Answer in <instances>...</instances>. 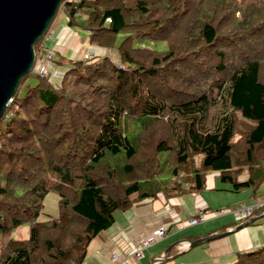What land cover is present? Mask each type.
<instances>
[{"label":"trees","instance_id":"1","mask_svg":"<svg viewBox=\"0 0 264 264\" xmlns=\"http://www.w3.org/2000/svg\"><path fill=\"white\" fill-rule=\"evenodd\" d=\"M148 1L60 5L69 28L116 57L56 60L59 84L20 80L0 119V264H83L117 212L170 188L199 192L209 174L235 193L264 184V0ZM152 41L167 49L142 46ZM186 56L188 75L169 82L165 65ZM51 192L58 217L38 222ZM23 225L28 238L12 240ZM233 264H264V248Z\"/></svg>","mask_w":264,"mask_h":264},{"label":"crops","instance_id":"2","mask_svg":"<svg viewBox=\"0 0 264 264\" xmlns=\"http://www.w3.org/2000/svg\"><path fill=\"white\" fill-rule=\"evenodd\" d=\"M79 34V30L67 26L64 16L58 26L56 22L51 26L40 45V52L54 54L53 61L46 64L50 72L63 71L56 60L85 61L103 55L116 57L115 51L92 46L87 33L86 36L82 34L83 37ZM246 179L244 175L238 180ZM180 188V192L170 188L154 199L117 212L112 227L90 243L83 264H113L110 259L113 254L128 264H153L157 259L167 260L166 264H233L237 255L264 248V215L254 217L255 220L247 225H244L246 222L235 223L229 215H211L226 208L264 203V184L255 192L247 188L235 193L220 181L218 174H209L199 192L188 190L189 185ZM200 210L208 214L204 223L177 230L178 221L185 222ZM160 227L167 229V236L154 244L151 252L148 248L137 258L134 251L140 240ZM222 234L226 236L188 248L190 242Z\"/></svg>","mask_w":264,"mask_h":264},{"label":"water","instance_id":"3","mask_svg":"<svg viewBox=\"0 0 264 264\" xmlns=\"http://www.w3.org/2000/svg\"><path fill=\"white\" fill-rule=\"evenodd\" d=\"M63 1L0 0V119L20 80L32 71L34 46L48 31ZM224 236L226 234L199 239L190 242L188 248ZM163 260L157 259L153 264H160Z\"/></svg>","mask_w":264,"mask_h":264},{"label":"rangeland","instance_id":"4","mask_svg":"<svg viewBox=\"0 0 264 264\" xmlns=\"http://www.w3.org/2000/svg\"><path fill=\"white\" fill-rule=\"evenodd\" d=\"M155 1L156 0H154V1L153 0H149L148 1L149 6L151 8H154V6H156ZM62 20H63V14L62 13L60 14V12L58 11L56 17L54 18V21L50 25V27H49V29H48V31H47V33H46L45 36H47L49 34V31L51 29V26L55 22H56V25L58 26L62 22ZM174 29L179 31V28H174ZM163 31L164 30H162V33H163ZM79 33H80L79 34L80 36H82V34H83V36L84 35L86 36V33L83 32V31H81V30L79 31ZM146 33H148V31ZM169 36L166 38L167 40L169 39ZM181 36L183 38L181 44L182 43L184 44L185 43L184 42V39L186 37H184L183 35H181ZM141 39H143V38H140V40ZM180 39H181V37H180V34L179 33L174 36V40L180 41ZM159 42L160 43H158V44L154 43V41H152V42H145L144 44H142V46H146V47L152 48V49H159V50H165V49H167V45L164 43L165 41H159ZM40 49H42V48H40V46H39L38 52L37 51L36 52L34 51V53H35L34 66L36 65V67H38L37 65H39V62H40V59L39 58L42 55L45 54L43 52H40ZM173 53H174V56L177 57L181 53V49L178 47V50L175 49ZM53 56H54V54H53ZM53 58H52V60L46 62V64L47 63H51L53 61ZM188 59H189L188 56H186L185 58L178 57L175 60H173L170 64L165 65L164 71L162 73H163V75H167L166 76V79L169 82H171V83L172 82H175L174 80L179 79L183 75H188V73L184 70L185 61L188 60ZM46 70H47V75L48 76L47 77H44V78L50 79V81L52 83L58 82V84H59L61 82V80L63 79L64 74H63L62 71H61L62 76L59 79H52L51 78V75H52L53 72H56V71H51L50 72V70H48V66H46ZM172 73L173 74H177V75L176 76H173ZM215 114H217V111L215 109H210L209 112H208V115H207V119L206 120L208 122H210V120H212V118H214ZM236 140H237V138L235 139V141ZM217 184L219 186H222L218 182H217ZM42 205H43L42 213L38 217V220H37L38 222L45 221L47 219V217H50V218H56V217H58V214H59V211H58V196L55 193H52L51 192V193L47 194L45 196L44 200H43ZM226 209H229V208H226ZM77 227H78V225H76V229H77ZM28 233H29V226L28 225H23L20 228L14 230L12 232L11 239L12 240H18V241L19 240H26L28 238ZM149 249H150L149 251L151 252V250L153 249V246L151 248H149ZM145 253H147V252H145Z\"/></svg>","mask_w":264,"mask_h":264},{"label":"built area","instance_id":"5","mask_svg":"<svg viewBox=\"0 0 264 264\" xmlns=\"http://www.w3.org/2000/svg\"><path fill=\"white\" fill-rule=\"evenodd\" d=\"M39 56V55H38ZM37 56V57H38ZM53 53L47 52L42 55L39 59V65L34 66L32 72L39 75L40 77H47L46 62L52 60ZM62 76L61 72H53L51 75L52 79H59ZM50 80V79H49ZM11 103V99L8 101V104ZM213 216H223L229 215L233 218L235 223H245L254 217H259L264 215V203H254L249 206L240 205L229 209H222L215 213H211ZM208 219V214L205 211H198L193 217H190L183 221H178L175 225L178 231H182L184 228L196 226L204 223ZM167 236V229L165 227H160L159 229L153 231L151 234H148L143 239L140 240L137 245L134 254L137 258L142 256L143 251L147 250L160 240L164 239ZM113 264H128L126 260L119 259L118 255L113 254L110 257Z\"/></svg>","mask_w":264,"mask_h":264},{"label":"clouds","instance_id":"6","mask_svg":"<svg viewBox=\"0 0 264 264\" xmlns=\"http://www.w3.org/2000/svg\"><path fill=\"white\" fill-rule=\"evenodd\" d=\"M34 67V66H33ZM32 70H33V68H32ZM32 72V71H31Z\"/></svg>","mask_w":264,"mask_h":264}]
</instances>
